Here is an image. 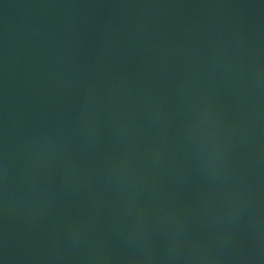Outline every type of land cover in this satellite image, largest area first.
I'll return each mask as SVG.
<instances>
[{
    "label": "water",
    "instance_id": "1",
    "mask_svg": "<svg viewBox=\"0 0 264 264\" xmlns=\"http://www.w3.org/2000/svg\"><path fill=\"white\" fill-rule=\"evenodd\" d=\"M0 264H141L104 0H0Z\"/></svg>",
    "mask_w": 264,
    "mask_h": 264
}]
</instances>
